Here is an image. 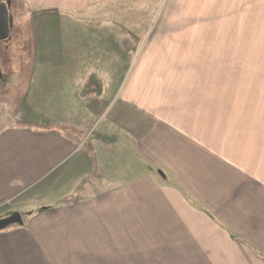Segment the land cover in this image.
<instances>
[{
  "label": "crops",
  "instance_id": "0c3cea01",
  "mask_svg": "<svg viewBox=\"0 0 264 264\" xmlns=\"http://www.w3.org/2000/svg\"><path fill=\"white\" fill-rule=\"evenodd\" d=\"M2 2L12 26L0 41V62L17 32L30 37L32 101H43L35 89L49 85L45 108L59 112L0 129V220L21 217L0 231V264H86L88 253L109 257L98 264H264L261 138L237 133L242 119H215L229 103L213 95L206 93L200 111L187 105L163 116L153 111L162 103L141 102L135 85L139 77L165 76L155 61L166 46L189 45L194 31L213 29L210 9H264V0ZM19 18L29 20L28 36ZM15 72L0 68V81L21 78ZM88 77L102 80L90 88L93 106ZM115 98L122 107L92 129L87 110L103 101V111L112 109ZM58 186L65 192L53 205L39 200ZM120 238L130 240L120 247Z\"/></svg>",
  "mask_w": 264,
  "mask_h": 264
},
{
  "label": "rangeland",
  "instance_id": "374dc122",
  "mask_svg": "<svg viewBox=\"0 0 264 264\" xmlns=\"http://www.w3.org/2000/svg\"><path fill=\"white\" fill-rule=\"evenodd\" d=\"M151 9L158 10L150 13L148 18L150 27L157 21L159 6H152ZM210 11L209 18L212 20L213 29L210 25L211 29H209L208 34L205 32L203 36L201 32L194 31L197 35L187 37V41H191L189 45L166 46V54L163 55L166 61L164 62L163 58L155 61L160 73H165V76L139 77L135 84L136 98H139L141 102L144 98L146 101L149 99V103L156 107H159L158 105L162 103V113L159 110L153 111L163 116H169L184 112L187 105L189 108H191V105L195 108V104H198L200 111L201 101L206 93L207 97L213 95L215 102L227 101L229 103V108L225 111V114L224 111H221V106L217 107L214 111L215 116H217L215 119L220 117L242 119L243 125L237 133L245 134V137L250 138L259 136L261 138L260 145L263 144L264 146V9H210ZM258 12L262 15H259ZM21 16L26 17L25 9L22 11ZM197 16L199 15L193 14L191 21H195ZM19 19L20 22L24 21L25 29H27L24 32L28 36V34H31L29 20ZM16 35V38L12 36L13 41L8 42L9 49L12 51L8 52L10 56L7 57V62H0V68L6 74H10L16 69L15 73H18L21 78L6 77L0 81V129L5 123H18L22 120L25 121V118L28 120L38 118L45 120L46 117L50 119L49 115L59 112L56 110L49 111L45 108L49 85L43 90L35 89V92H39V97L43 101H32L29 62L31 53L30 37L19 36L18 32ZM40 44H45V39ZM151 54L155 55V51L153 50ZM181 59L182 61H180ZM88 65H92V63H88ZM153 67L156 66L153 65ZM162 68H164L163 71H161ZM42 69H46L45 66ZM42 69L38 71L41 72ZM150 70L155 73L151 67ZM12 74L14 75V73ZM45 78L42 79L44 84L47 83ZM56 80L59 82L64 81L63 78ZM100 80L91 77L86 79L87 93L85 92V95L88 98V106H93L91 103L93 100L90 101V99L95 97L89 95L91 93L90 88L97 89ZM121 80L120 86L124 87L126 79L122 80V83ZM147 89H150V92ZM118 94L121 96L123 93L119 92ZM110 96L109 94L108 97ZM103 102L98 110H87V115L93 113L94 116V120L91 119L89 124V126L93 124L92 129L94 123L104 115L107 124H109L108 119L122 107L115 98L112 109L108 108V110L103 111L102 107L105 106V101ZM16 104L19 107L17 111L14 109ZM102 112L103 115H101ZM16 113L17 115H15ZM22 113L23 115H21ZM136 113L137 111H134V115ZM47 181L48 183L43 185ZM55 182L53 178L52 180H45L40 185H43L41 187L51 186ZM64 192L65 189L58 186L48 191L46 200L38 198L40 201H46L48 204L53 205V200L63 195ZM33 194L36 195L34 192ZM48 200L52 201L49 203ZM34 208H36V205H33L31 210ZM25 214L22 215L23 219L29 215V213ZM16 225L11 224L5 229ZM128 240L130 239L120 238L119 246H125ZM105 259H109V257H92L91 253H88L86 264H98L101 261L105 262Z\"/></svg>",
  "mask_w": 264,
  "mask_h": 264
},
{
  "label": "water",
  "instance_id": "95a60500",
  "mask_svg": "<svg viewBox=\"0 0 264 264\" xmlns=\"http://www.w3.org/2000/svg\"><path fill=\"white\" fill-rule=\"evenodd\" d=\"M9 2L0 3V41H6L9 38L10 29L12 26V18L8 12ZM21 217L18 213L0 220V231L11 224H20Z\"/></svg>",
  "mask_w": 264,
  "mask_h": 264
}]
</instances>
